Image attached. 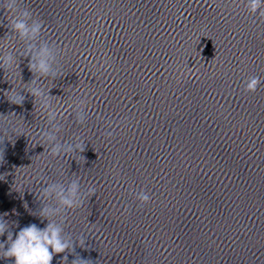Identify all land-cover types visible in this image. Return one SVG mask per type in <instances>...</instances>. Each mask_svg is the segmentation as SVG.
<instances>
[{
	"label": "clouds",
	"instance_id": "9594fccd",
	"mask_svg": "<svg viewBox=\"0 0 264 264\" xmlns=\"http://www.w3.org/2000/svg\"><path fill=\"white\" fill-rule=\"evenodd\" d=\"M0 8L7 12L8 26L12 33H17L21 38L38 35L44 27L43 20L34 17L33 13L24 8L20 11V0H0ZM248 10L255 14L259 11L260 16L264 17V0H247ZM47 50H42V58L39 61V69L42 74L49 72V65L44 56ZM31 62L29 69H33ZM260 84L259 77H250L244 85L246 92H255ZM13 93L11 98H8L11 103L22 105L25 98L19 95L15 89L10 91ZM108 135H111L109 133ZM3 142V137L0 136V143ZM80 152L84 150L83 142L79 144ZM52 157L59 156V148L50 149ZM77 185L73 184L70 192L75 194ZM90 193L93 195L95 190L90 188ZM137 200L141 205L147 204L151 197L141 191L137 194ZM61 203L71 207L72 200L61 198ZM6 215V214H5ZM3 215H0V236L7 233V240L0 242V258H9L13 264H52L53 257L57 254L64 253L68 245L62 241L60 229L49 223L44 229H39L35 224L20 228L15 234L11 229L6 230L3 223ZM15 235V238L13 236ZM7 244V247H5ZM83 259V258H82ZM66 257H62L61 264H64ZM86 262V260H85Z\"/></svg>",
	"mask_w": 264,
	"mask_h": 264
}]
</instances>
